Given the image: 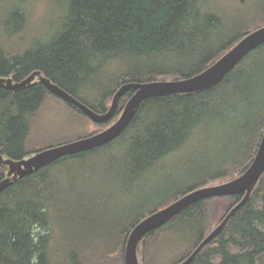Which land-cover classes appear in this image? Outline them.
<instances>
[{
  "label": "trees",
  "instance_id": "16d2710c",
  "mask_svg": "<svg viewBox=\"0 0 264 264\" xmlns=\"http://www.w3.org/2000/svg\"><path fill=\"white\" fill-rule=\"evenodd\" d=\"M22 1L0 0V77L21 81L40 70L99 112L109 109L123 83L198 74L264 25V0L233 9L221 0H64L62 25L40 35L32 33ZM110 63L116 76L105 70ZM49 93L40 82L0 89V153L5 157L21 159L43 149L29 143L33 118ZM133 93L121 98L111 121L98 125L116 121ZM263 132L264 44L216 86L149 98L110 143L62 157L14 182L0 194V264H85L115 251L125 253L131 230L144 217L191 190L242 174L256 156ZM112 161L123 167L117 174L129 189L160 174L163 198L115 235L108 232L111 239L83 240L74 229L67 234L74 221L84 227L98 221L113 229L111 221L91 213L93 205L83 215L66 210L73 197L67 182L94 175ZM6 171L0 163V181ZM243 196L196 203L149 233L138 252L162 234L166 243L189 245L170 264L183 261ZM220 198L229 204L213 227L214 202ZM190 264H264V175L250 199Z\"/></svg>",
  "mask_w": 264,
  "mask_h": 264
},
{
  "label": "water",
  "instance_id": "95a60500",
  "mask_svg": "<svg viewBox=\"0 0 264 264\" xmlns=\"http://www.w3.org/2000/svg\"><path fill=\"white\" fill-rule=\"evenodd\" d=\"M262 44H264V25L252 30L212 65L198 74L178 79L125 82L115 92L111 105L106 112L94 110L66 89L54 83L40 70L33 72L21 81H15L12 77H0V89L19 90L34 82H40L56 96L84 112L97 124L111 121L117 113L121 98L129 91H134L117 120L100 132L61 144L48 146L21 159L5 157L0 153V163L8 167L6 176L0 181V194L13 185L19 178L31 175L62 157L104 146L118 138L135 119L145 100L165 95L192 93L216 86L249 53ZM263 175L264 132L256 156L251 165L242 174L226 182L211 184L191 190L138 222L131 230L127 240L125 264H140L138 249L143 239L149 233L160 229L170 220L196 203L214 197L243 194V198L226 213L222 221L202 239L192 253L183 261L177 263L190 264L250 199Z\"/></svg>",
  "mask_w": 264,
  "mask_h": 264
},
{
  "label": "rangeland",
  "instance_id": "374dc122",
  "mask_svg": "<svg viewBox=\"0 0 264 264\" xmlns=\"http://www.w3.org/2000/svg\"><path fill=\"white\" fill-rule=\"evenodd\" d=\"M254 1L256 0H221L226 9L243 8ZM21 5L29 12L32 33H39L40 35H48L54 27L61 26L63 15L67 10V1L64 0H23ZM114 67L115 64L110 63L105 67V70L110 68L109 75L115 72L114 76H116L118 70ZM97 77L98 73L94 75V78ZM33 119L34 125L29 143L32 149L61 144L100 132L108 127L99 126L53 93L47 95L41 109ZM122 169L123 167L118 161H112L106 163L104 167L98 168L94 175H87L80 180L67 182L69 190L73 193V197L70 198V204L73 203V205L67 204L66 210L74 213V216L77 214L83 215L87 211L85 210L86 207L93 205L94 211L91 213L97 212L99 217L102 216L113 223V229H109L108 226L105 229L103 224L97 225L98 221L95 226L89 227L81 226L80 222L74 221L67 228L69 230L67 234L74 229L83 240L111 239L112 234L109 233L115 235L117 230L129 225L138 213L152 207L163 198L162 192H158V183L162 182L160 174L153 176L149 181L142 182L135 189H129L121 177H118L117 172ZM73 179H76L75 175ZM217 183L219 181L210 184ZM84 200L90 202L84 204ZM214 204L216 214L213 218V227L218 224L226 213L225 208L229 204V199L220 198ZM162 236L161 234L158 239L150 240L146 250L145 246H141L139 252L140 264H170L189 248V245L179 243L178 240L173 243H166L167 240ZM123 254L125 253L121 250L115 251L102 261L91 258L85 264H125Z\"/></svg>",
  "mask_w": 264,
  "mask_h": 264
}]
</instances>
